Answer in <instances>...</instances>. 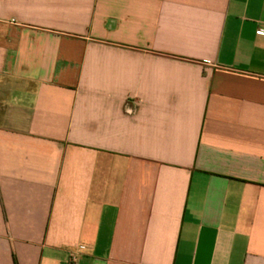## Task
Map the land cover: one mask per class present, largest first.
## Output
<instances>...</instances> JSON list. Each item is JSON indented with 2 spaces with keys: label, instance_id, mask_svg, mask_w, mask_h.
I'll return each instance as SVG.
<instances>
[{
  "label": "crops",
  "instance_id": "crops-1",
  "mask_svg": "<svg viewBox=\"0 0 264 264\" xmlns=\"http://www.w3.org/2000/svg\"><path fill=\"white\" fill-rule=\"evenodd\" d=\"M0 264H264V0H0Z\"/></svg>",
  "mask_w": 264,
  "mask_h": 264
},
{
  "label": "built area",
  "instance_id": "built-area-1",
  "mask_svg": "<svg viewBox=\"0 0 264 264\" xmlns=\"http://www.w3.org/2000/svg\"><path fill=\"white\" fill-rule=\"evenodd\" d=\"M262 32L261 31H259L257 34H261ZM72 261H75V259L72 257Z\"/></svg>",
  "mask_w": 264,
  "mask_h": 264
}]
</instances>
